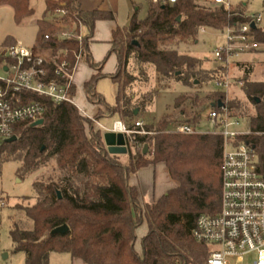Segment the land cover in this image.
Segmentation results:
<instances>
[{
  "label": "trees",
  "instance_id": "1",
  "mask_svg": "<svg viewBox=\"0 0 264 264\" xmlns=\"http://www.w3.org/2000/svg\"><path fill=\"white\" fill-rule=\"evenodd\" d=\"M1 5L13 8L18 23L34 12L31 0H0ZM60 10L65 12L61 14ZM244 13L241 7L229 11L224 5L200 4L196 0L167 4L150 0L145 17L140 18L135 12L128 25L113 30L108 54H116L118 67L109 74L117 85L112 105L95 89L96 81L107 74L102 72L101 63L90 59L88 43L95 23L115 20V14L100 9L83 10L77 0H45L44 16L37 20L36 46L50 49L55 55V62L44 65L45 80L64 82L56 68L66 60L72 69L81 48L78 37L86 30L82 57L99 71L86 82L85 89L99 110L93 119L75 103H56L48 97L22 93L28 101L46 106L44 123L31 127L29 122H21L16 126L17 140L4 142L0 147V173L2 165L10 161L19 163L15 173L21 180L54 165L53 174L34 179L32 195L22 196L23 201L12 206L9 236L14 250L25 254L26 264H50L53 252L68 253L87 264L206 262L210 247L194 239L193 229L199 215L220 210L224 138L209 131H171V124L178 120L171 115L154 123L145 121L141 114L153 103L156 90L139 96L135 85L148 83L152 70L163 81L174 79L189 87L223 78L229 72L228 66L205 68L203 58L181 53L179 46L198 43L201 28L220 32L243 23ZM16 42L7 38L3 46L7 49ZM11 61V57L0 54V69ZM240 79L255 111L238 98L229 100L227 105L233 114L248 118L252 131H264V84L247 77ZM75 92L72 85L71 96ZM219 100L225 101V92L211 91L203 98L198 91L178 96L174 108L187 117L179 124L197 126L206 105ZM189 104L191 111H187ZM105 115H117L128 129L134 130L125 134L126 164L120 154L108 151L103 131L95 128V120ZM137 121H142V126H137ZM142 129L148 132H139ZM259 140L264 149L262 138ZM158 163L166 165L175 185L153 202H141L140 191L130 184V176ZM260 169L264 174V156ZM143 223L146 230L139 250L137 230ZM63 224L69 226L68 232H52Z\"/></svg>",
  "mask_w": 264,
  "mask_h": 264
},
{
  "label": "built area",
  "instance_id": "2",
  "mask_svg": "<svg viewBox=\"0 0 264 264\" xmlns=\"http://www.w3.org/2000/svg\"><path fill=\"white\" fill-rule=\"evenodd\" d=\"M154 3L167 4L176 0H151ZM213 4L224 5L234 10L230 0H213ZM61 14L65 10L59 11ZM245 21L238 25L227 26L216 35L221 37L214 48V57L223 66L230 68L236 59L245 53H264V9L258 12L244 13ZM255 24V27L252 26ZM205 32V28L200 29ZM83 34L78 37L81 48L76 63L69 69L64 60L56 68V74L64 82L46 81L45 64L55 62L50 49L29 48L20 41L7 48L3 55L12 61L0 69V147L15 134L16 126L21 122H35L44 118L46 106L38 101L25 99L24 91L38 96L48 97L56 103H74L70 90L74 85V75L78 63L83 59ZM7 66L8 70H4ZM217 91L225 92V101L221 106L210 105L209 121L212 129L224 138L222 172L221 207L218 213H202L193 229L196 241L208 244L210 254L204 264H264V174L260 169L264 149V131H252L247 117L233 114L227 102L232 100V86L241 88L243 81L232 78L229 72L213 82ZM235 98V97H234ZM137 121V126H142ZM116 132L130 134L121 120L115 121ZM171 131L183 134L199 133L197 126L181 123ZM139 132L148 131L142 129ZM4 198L0 197V209ZM253 257L251 262L247 258Z\"/></svg>",
  "mask_w": 264,
  "mask_h": 264
},
{
  "label": "rangeland",
  "instance_id": "3",
  "mask_svg": "<svg viewBox=\"0 0 264 264\" xmlns=\"http://www.w3.org/2000/svg\"><path fill=\"white\" fill-rule=\"evenodd\" d=\"M150 0H122L120 10L116 16V23L119 26H126L130 22L131 16L137 12L140 18L146 16L148 11V3ZM200 4H211L213 0H196ZM233 8L241 7L246 12H258L264 9V0H230ZM213 4V3H212ZM31 6L34 8L32 15L24 18L22 22H16L14 18V10L9 5L0 6V54H4L7 46H3L4 41L7 38H13L20 40L25 46L33 49L36 48V36L38 31L37 20L44 16L45 0H31ZM84 35V31L81 32ZM217 32L209 31L205 29V32L200 31L199 41L194 45H181L179 50L181 53H188L196 57L203 58V66L205 68H216L220 65L214 57V48L221 41V37L216 35ZM90 55V59L95 60ZM99 55V54H98ZM102 72H114L118 67V58L116 54H100ZM258 58L257 61L254 59ZM236 61L241 62L239 64L232 63L229 68V74L232 78L247 77L251 81L264 84V53H245ZM84 64L87 68L92 70L89 77L85 79L86 73L82 74V82L77 84L76 92L74 95V103L84 112L89 115L95 112L96 105L91 102L86 95L85 84L92 78L95 72L99 71L98 67H93L87 58H83ZM3 74V72H0ZM88 79V80H87ZM86 80V82H84ZM95 89L101 93L108 103H115L116 101V85L107 74V76L99 78L95 83ZM150 90H156V96L151 105L148 106L145 112L141 114L142 118L149 122H158L164 115H171L174 118H178L171 124V128L178 125L179 122H184L187 117L180 115L178 110L174 108L176 98L185 93L199 92L200 97L203 98L211 91H217V88L213 82L211 83H195L192 87L185 85L177 80L163 81L155 72L151 71V77L148 83H136L135 91H138V95H142ZM230 96L238 98L239 100L246 102L254 112L255 109L250 105L247 95L242 88L232 86L230 89ZM191 105L187 106V111H191ZM210 105H206V108L201 113L200 123L197 125L199 132H207L212 129V125L209 121ZM108 116V115H105ZM95 117V116H94ZM93 117V119H94ZM113 119L111 120L112 123ZM181 124V123H180ZM96 128V126H95ZM121 161L126 164L128 162V152L120 154ZM19 163L10 161L2 165L0 173V197L4 198V206L0 209V264H26L25 254L23 252H17L14 250L13 242L9 236V228L11 225L10 216L14 214L13 207L15 203L23 201L22 196L32 195L33 188L32 183L34 179L42 176H48L54 173V165L51 164L48 167L40 169L33 175L25 177L23 180L16 175V169ZM149 181L152 182V173L149 174ZM148 180V179H147ZM146 230V224L143 223L137 230V242L136 248L140 250L141 237ZM80 260V259H79ZM253 257L247 258L246 262H251ZM73 259L68 253L53 252L50 254V264H73ZM80 264H87L82 259Z\"/></svg>",
  "mask_w": 264,
  "mask_h": 264
},
{
  "label": "crops",
  "instance_id": "4",
  "mask_svg": "<svg viewBox=\"0 0 264 264\" xmlns=\"http://www.w3.org/2000/svg\"><path fill=\"white\" fill-rule=\"evenodd\" d=\"M77 1L83 10L91 11L94 9H100L105 11H111L115 14V17L119 12L122 3V0H77ZM117 26L119 25L116 23V19L115 20L103 19V20H98L95 23L93 33L88 43V54H91V56L93 57L96 63L100 61L98 60L101 57L100 54L108 53V51L110 50L111 48L110 42L112 40L113 30ZM84 33H86V30H84ZM16 41L18 42L20 40H16ZM254 60L257 61L258 58H255ZM237 64L241 66V62L237 61L236 65ZM84 72L85 73L87 72L85 75L86 76L85 79H86L87 77H89L92 70L90 68H87V66L84 64L82 59L78 63L74 75V85L76 88L78 82L79 81L82 82L83 78L81 75L84 74ZM114 72H106V74L109 75ZM84 82H86V80ZM116 96H117V85H116ZM109 104L113 105L115 103H109ZM98 110H99V105H96L95 112L89 115L87 112H84L80 109V111L84 115L89 116L91 118L95 116ZM112 119L113 121L111 123ZM118 120L120 119L117 115L104 116L98 120H95V126L96 128L101 129L103 133H105L106 131L112 130L115 121ZM150 173H152L153 176L152 182H148L149 181L148 177ZM129 182L130 184L136 185L138 187L140 191V200L141 202H145V203L153 202L162 194H164L168 189H170L175 185V181L171 178L166 165L163 163L151 164L147 167L140 169L137 173L131 174ZM72 259L74 261L73 264H80L79 263V261L81 260L80 258H72Z\"/></svg>",
  "mask_w": 264,
  "mask_h": 264
},
{
  "label": "water",
  "instance_id": "5",
  "mask_svg": "<svg viewBox=\"0 0 264 264\" xmlns=\"http://www.w3.org/2000/svg\"><path fill=\"white\" fill-rule=\"evenodd\" d=\"M252 26L255 27V24L252 23ZM4 70H8L7 66L4 68ZM223 104L222 100H219L217 103H212L211 106H221ZM138 109L135 110V114H138ZM44 123V118H41L35 122H32L29 124L31 127H38L41 126ZM18 136L13 135L9 139H7V142H12L17 140ZM104 141L107 146V149L112 154H123L128 152L127 144H126V137L124 133L116 132L114 130H109L104 133ZM148 150V146H145L144 151L146 152ZM58 197L61 198V192L58 191ZM69 231V226L67 224H63L61 226H58L53 229V233H61L64 234Z\"/></svg>",
  "mask_w": 264,
  "mask_h": 264
}]
</instances>
